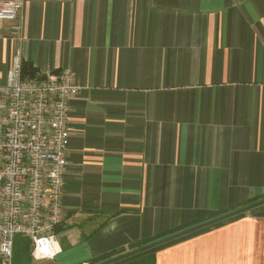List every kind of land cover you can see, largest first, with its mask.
Returning a JSON list of instances; mask_svg holds the SVG:
<instances>
[{"label":"crops","instance_id":"obj_1","mask_svg":"<svg viewBox=\"0 0 264 264\" xmlns=\"http://www.w3.org/2000/svg\"><path fill=\"white\" fill-rule=\"evenodd\" d=\"M19 18L0 84L20 51L26 79L68 67L82 86L61 251L31 264H88L264 195V0H25ZM196 232L119 264H264V206Z\"/></svg>","mask_w":264,"mask_h":264},{"label":"built area","instance_id":"obj_2","mask_svg":"<svg viewBox=\"0 0 264 264\" xmlns=\"http://www.w3.org/2000/svg\"><path fill=\"white\" fill-rule=\"evenodd\" d=\"M25 0H0V30L22 39L19 18ZM20 51L12 54L0 84V260L12 264L14 237L30 241V256L49 261L37 251L38 238L53 236L63 221L64 175L69 145V100L82 89L76 73L64 68L43 79H26ZM56 240V239H55ZM54 251V249H53Z\"/></svg>","mask_w":264,"mask_h":264},{"label":"trees","instance_id":"obj_3","mask_svg":"<svg viewBox=\"0 0 264 264\" xmlns=\"http://www.w3.org/2000/svg\"><path fill=\"white\" fill-rule=\"evenodd\" d=\"M32 71H33V68H31V66H26V67H24V64L22 65V72L26 73V72H32ZM263 197H264V195L261 196V197H256V198H254V199H252V200H249V201L246 202V203L241 204V206H243V205H245V204H248V203H251V202H254V201H256V200H258V199H261V198H263ZM263 206H264V205H263ZM263 206H260V207H258V208H256V209H253V210H251L250 212L255 211V210H257V209H259V208H261V207H263ZM233 209H235V208H233ZM233 209H230V210H233ZM228 211H229V210H223V211H219V212H216V213H212L211 215H209L208 217H206V218H204V219H200V220H197V221H193V222L187 223L186 225L180 226V227H178V228L168 230V231H166V232H164V233H162V234L156 235L155 237H153V238L150 239V240L140 241L139 243H132V244H130L127 248H120V249L114 250V251H112V252H110V253H106V254H104V255H102V256L96 258V259H93V260L89 261L88 264H95V263H98V262H100V261L106 260V259H108V258H110V257H112V256H115V255H117V254H121V253L126 252V251H128V250H131V249H134V248L140 247V246L145 245V244H147V243H149V242H151V241L157 240V239H159V238H162V237L167 236V235H169V234H172V233H174V232L180 231V230L185 229V228H187V227H189V226H192V225H194V224H197V223H200V222H202V221H205V220H207V219H209V218H212V217H215V216L221 215V214H223V213H225V212H228ZM244 214H246V213L239 214V215L234 216V217H232V218H230V219H227V220H233V219L239 218V217L243 216ZM223 222H226V220H225V221H222V222H220V223H217V224H215L214 226L219 225V224H221V223H223ZM208 228H210V227H208ZM208 228L201 229V230H199L198 232L205 231V230H207ZM195 233H197V232H195ZM193 234H194V233L189 234V235H184V236L179 237V238H177V239H174V240H172V241H169V242L163 243V244H161V245H158V246H156V247H153V248H151V249L145 250V251H143V252H141V253H139V254H137V255H134V256H132V257H133V258H136V257H141V256H144V255H145L146 257L149 258V255H154V252H155L156 250H158V249H160V248H163V247H166V246H169V245H171V244H174V243H176V242H178V241H180V240H182V239H184V238H187L188 236H191V235H193ZM128 258H131V257H128ZM126 259H127V258H126ZM124 260H125V259H123V260H121V261H118V262H116V263H113V264H119L120 262H122V261H124ZM31 261H32V258H31V256H30V241H29V239H28L27 237H25V236H22V235H16V236L14 237L13 261H12V264H31ZM47 264H55V263H47ZM146 264H147V263H146Z\"/></svg>","mask_w":264,"mask_h":264},{"label":"water","instance_id":"obj_4","mask_svg":"<svg viewBox=\"0 0 264 264\" xmlns=\"http://www.w3.org/2000/svg\"><path fill=\"white\" fill-rule=\"evenodd\" d=\"M264 205V197L261 198V199H258L254 202H251V203H248V204H245L243 206H240V207H237L233 210H230L228 212H225L221 215H218V216H215V217H212V218H209L205 221H202L200 223H197V224H194L192 226H189L185 229H182L180 231H177V232H174L172 234H169L167 236H164L162 238H159L157 240H154V241H151L145 245H142L140 247H137V248H134V249H131V250H128L126 252H123L121 254H117L115 256H112L106 260H103V261H100L98 263H95V264H113V263H116L118 261H121L123 259H126L128 257H132L134 255H137L145 250H148V249H151L153 247H156L158 245H161L163 243H166V242H169V241H172L174 239H177L179 237H182L184 235H188V234H191V233H194L196 231H199L201 229H204V228H207V227H210V226H213L217 223H220L222 221H225L227 219H230L234 216H237L239 214H242V213H247L253 209H256L260 206H263Z\"/></svg>","mask_w":264,"mask_h":264},{"label":"clouds","instance_id":"obj_5","mask_svg":"<svg viewBox=\"0 0 264 264\" xmlns=\"http://www.w3.org/2000/svg\"><path fill=\"white\" fill-rule=\"evenodd\" d=\"M36 243L39 245L37 251L46 258H52L61 251L58 242L53 236L38 238Z\"/></svg>","mask_w":264,"mask_h":264},{"label":"rangeland","instance_id":"obj_6","mask_svg":"<svg viewBox=\"0 0 264 264\" xmlns=\"http://www.w3.org/2000/svg\"><path fill=\"white\" fill-rule=\"evenodd\" d=\"M57 233H59V232H57ZM57 233H56V234H57ZM61 234H62V233H60V235H61ZM57 237H58V239H59V235H57ZM0 264H2L1 260H0Z\"/></svg>","mask_w":264,"mask_h":264}]
</instances>
